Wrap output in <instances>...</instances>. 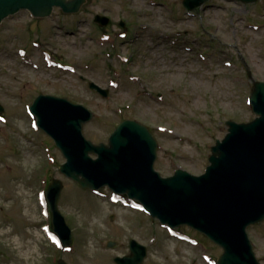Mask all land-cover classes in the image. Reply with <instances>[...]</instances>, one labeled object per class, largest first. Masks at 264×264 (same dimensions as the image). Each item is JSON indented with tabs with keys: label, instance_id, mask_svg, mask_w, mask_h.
Returning a JSON list of instances; mask_svg holds the SVG:
<instances>
[{
	"label": "rangeland",
	"instance_id": "1",
	"mask_svg": "<svg viewBox=\"0 0 264 264\" xmlns=\"http://www.w3.org/2000/svg\"><path fill=\"white\" fill-rule=\"evenodd\" d=\"M183 1L87 0L78 14L56 8L33 20L21 12L0 26V264H116L130 254L131 239L147 247L142 264H214L222 255L188 226L170 230L127 197L67 178L64 156L30 112L40 94L83 105L95 114L83 127L95 143H107L123 120L137 121L155 135L162 177L177 169L203 174L226 121L256 117L249 98L253 82H264V0H208L190 12ZM97 14L109 18L106 27L94 23ZM52 178L63 182L59 207L73 235L67 250L48 235ZM247 232L264 264V221Z\"/></svg>",
	"mask_w": 264,
	"mask_h": 264
},
{
	"label": "water",
	"instance_id": "2",
	"mask_svg": "<svg viewBox=\"0 0 264 264\" xmlns=\"http://www.w3.org/2000/svg\"><path fill=\"white\" fill-rule=\"evenodd\" d=\"M207 0H184L192 11ZM253 3L257 0H235ZM87 0H0V24L20 11L35 18H48L55 8L77 14ZM95 22L107 26L109 18L96 15ZM90 88L107 97L108 91L95 83ZM257 118L248 123L228 121L225 138L211 148L205 174L195 176L178 169L163 178L154 169L157 141L147 127L125 120L117 125L109 143H94L83 126L94 114L67 98L39 95L31 105L38 126L52 137L66 158L60 170L83 188L109 187L141 203L154 218L173 228L189 226L206 235L223 249L218 264H261L253 251L247 228L264 220V82H254L251 94ZM4 108L0 105V113ZM92 155H97L94 159ZM63 190L52 179L47 199L55 233L65 247L72 232L58 206ZM113 220V217H111ZM115 242H109L114 247ZM131 254L116 257L117 264H142L145 246L130 243ZM58 264H67L59 260Z\"/></svg>",
	"mask_w": 264,
	"mask_h": 264
}]
</instances>
